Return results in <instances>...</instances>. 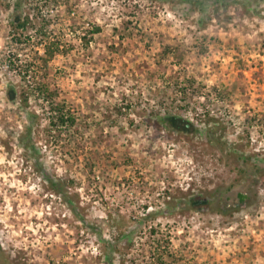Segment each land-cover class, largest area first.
Here are the masks:
<instances>
[{
	"label": "rangeland",
	"instance_id": "1",
	"mask_svg": "<svg viewBox=\"0 0 264 264\" xmlns=\"http://www.w3.org/2000/svg\"><path fill=\"white\" fill-rule=\"evenodd\" d=\"M17 1L0 0V264H264V0H25L70 48L45 74L70 130L7 97L26 86L9 54L36 49L12 42ZM169 112L196 130L157 125Z\"/></svg>",
	"mask_w": 264,
	"mask_h": 264
},
{
	"label": "trees",
	"instance_id": "2",
	"mask_svg": "<svg viewBox=\"0 0 264 264\" xmlns=\"http://www.w3.org/2000/svg\"><path fill=\"white\" fill-rule=\"evenodd\" d=\"M181 2H188L191 4H202L204 0H180ZM216 4L224 3L229 0H214ZM25 0L17 1L16 5L13 7V16L10 19V26L12 28V42L15 44H20L21 46H35L34 55L30 57V59L21 60L19 57V53H13V59L11 54L10 60L8 63V67L11 70H17L22 75V80L25 82L26 86L21 90L20 93L17 92V89L14 85L10 84L7 88L6 94L8 99L11 102H15L19 100L20 104L23 107H28L30 97L36 96L42 101H47L50 108V116H49V125L53 130H70L72 127L76 125L78 120L76 114L74 113V109L71 106H68L65 101H57V90L50 88V84L46 81V75L49 68V61L58 54H65L70 49L67 47V42L64 41L61 37H52V30L50 29V25H52V18L49 15L45 16L40 11H35L34 16H30V14H24L21 9V6L25 5ZM39 9V7H37ZM36 9V10H38ZM35 20H40L36 24ZM31 29L35 30L36 35H30L29 31ZM101 31L100 26H95L93 31H91V37H83L84 46L88 47L91 40L94 38L93 35L97 34ZM42 50V51H41ZM40 72H44L41 74ZM46 74V75H45ZM191 81V80H190ZM31 117V124L37 121V115L33 114ZM157 125L163 126L168 130L175 132H185L191 133L196 130L193 124L182 115L177 113H165L164 115H160L157 119ZM34 126V124L32 125ZM32 126L28 127L29 133H32ZM26 147H30L29 145H25ZM54 188L56 187V183L53 179H48ZM239 199L241 202L244 201L246 195L239 193ZM66 198V197H65ZM66 202L72 204L69 199H66ZM193 204L199 205L202 200L192 199ZM194 205V206H195ZM73 210L75 207L70 205ZM153 232L156 233L155 229H152ZM170 240L164 239L163 244H157L154 248L155 250H160V248L168 249ZM130 243V242H129ZM127 243V244H129ZM126 244V246H127ZM0 246V254L1 252ZM111 252H105L104 260L109 263L111 261ZM157 264H166L163 260V257L157 258ZM111 263V262H110Z\"/></svg>",
	"mask_w": 264,
	"mask_h": 264
}]
</instances>
